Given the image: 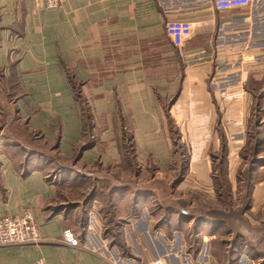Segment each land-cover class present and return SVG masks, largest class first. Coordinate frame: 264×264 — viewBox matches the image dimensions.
Instances as JSON below:
<instances>
[{"label": "crops", "instance_id": "obj_1", "mask_svg": "<svg viewBox=\"0 0 264 264\" xmlns=\"http://www.w3.org/2000/svg\"><path fill=\"white\" fill-rule=\"evenodd\" d=\"M0 126V215L42 234L0 264H264V0H0Z\"/></svg>", "mask_w": 264, "mask_h": 264}, {"label": "built area", "instance_id": "obj_2", "mask_svg": "<svg viewBox=\"0 0 264 264\" xmlns=\"http://www.w3.org/2000/svg\"><path fill=\"white\" fill-rule=\"evenodd\" d=\"M65 0H37L45 7L60 6ZM252 0H212V5L217 10L245 7ZM194 25L192 22L182 19H173L165 22V34L172 45L180 48H188L193 36ZM197 59V58H196ZM62 240L70 247H79L77 235L70 229L64 228L61 232ZM42 240L41 230L33 212L29 208L23 209L19 214L0 215V246L12 244H39ZM35 264H47L44 257L36 259ZM147 264H163L158 258Z\"/></svg>", "mask_w": 264, "mask_h": 264}, {"label": "rangeland", "instance_id": "obj_3", "mask_svg": "<svg viewBox=\"0 0 264 264\" xmlns=\"http://www.w3.org/2000/svg\"><path fill=\"white\" fill-rule=\"evenodd\" d=\"M222 101L224 102V104H222V106H225V102L226 101H224V100H222ZM257 107H258V105H255V107L253 108V114H251V115L248 116L247 122H246V127H245V131H249V135L251 136V137H249V141H251V143H250L251 144V153L247 149V148L250 147L249 145L247 146V148H246L245 151L242 148L240 150V152H239V154L242 155V156L246 154L243 158H245V157L247 158L246 160L244 159L245 162L247 163V167L250 166V165H252L255 162V160H254V157L255 156L251 159V155H252V151H253V145L255 143V138H254L255 131H256V128H257L258 123H259V121H257V120H259L261 118V112H258ZM211 109L212 108L210 107V113L212 112ZM212 113H214V112H212ZM23 139H24V136H23ZM247 150L249 151L248 153H246ZM213 156H214V158H216L215 159L216 161H218V159L221 160V158H223V152L214 153ZM222 166L225 169V166L224 165H222ZM220 167H221V165H218V164L216 165V169H217L216 172L219 173V176H218L219 180H221V182H223V183H221L222 184V190H225L226 191L227 185L225 184V176H224L225 174L224 175H221ZM246 168L245 169H240V167H239V170L237 172L238 177H240V178L241 177L242 178L245 177L246 170H247Z\"/></svg>", "mask_w": 264, "mask_h": 264}, {"label": "trees", "instance_id": "obj_4", "mask_svg": "<svg viewBox=\"0 0 264 264\" xmlns=\"http://www.w3.org/2000/svg\"><path fill=\"white\" fill-rule=\"evenodd\" d=\"M87 117V120L85 121V124H84V126L86 127V128H88L89 129V127H90V116H86ZM1 127V126H0ZM88 140H90L89 138H88ZM87 142V141H86ZM85 142V143H86ZM89 142V141H88ZM248 149V148H247ZM243 150L245 151L246 150V145H245V147H243ZM247 153V152H246ZM250 153H251V148H250ZM246 155V154H245ZM245 155H243V157L245 156ZM214 157V156H213ZM220 170H221V167H220ZM221 173H222V171H221Z\"/></svg>", "mask_w": 264, "mask_h": 264}]
</instances>
